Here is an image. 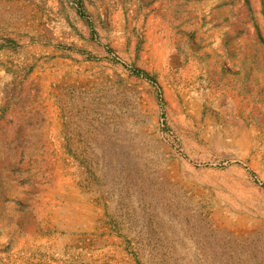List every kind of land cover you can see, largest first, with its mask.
Returning <instances> with one entry per match:
<instances>
[{
    "label": "rangeland",
    "instance_id": "1",
    "mask_svg": "<svg viewBox=\"0 0 264 264\" xmlns=\"http://www.w3.org/2000/svg\"><path fill=\"white\" fill-rule=\"evenodd\" d=\"M0 264H264V0H0Z\"/></svg>",
    "mask_w": 264,
    "mask_h": 264
}]
</instances>
